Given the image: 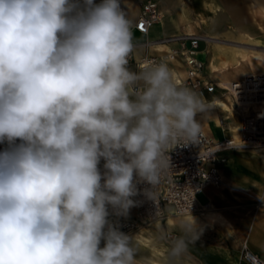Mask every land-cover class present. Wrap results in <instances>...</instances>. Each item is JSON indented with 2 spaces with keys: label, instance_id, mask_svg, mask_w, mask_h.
I'll return each mask as SVG.
<instances>
[{
  "label": "clouds",
  "instance_id": "clouds-1",
  "mask_svg": "<svg viewBox=\"0 0 264 264\" xmlns=\"http://www.w3.org/2000/svg\"><path fill=\"white\" fill-rule=\"evenodd\" d=\"M133 50L121 0H0V264H139L109 217L138 195L157 207L167 149L196 144L204 106L165 63L130 70ZM196 225L179 222L169 264Z\"/></svg>",
  "mask_w": 264,
  "mask_h": 264
},
{
  "label": "crops",
  "instance_id": "crops-1",
  "mask_svg": "<svg viewBox=\"0 0 264 264\" xmlns=\"http://www.w3.org/2000/svg\"><path fill=\"white\" fill-rule=\"evenodd\" d=\"M206 1L207 0H203L204 3ZM208 1L212 2L217 7V11H210L215 14L212 32L215 36H219L216 41H208V39H206L208 43H214L215 47L220 46L221 49L227 50L228 48H240V46L253 48L234 43L238 41H234L233 39L245 38L246 41L260 40L262 42L252 44L259 48L253 49L261 50V52L264 53V0ZM197 3L198 0L186 3L183 1L177 2V0H166L164 3H159L164 17L159 22L153 24L149 28L147 34H142L133 29L132 33L136 32L141 38L137 43L156 40L180 32L193 33L196 30L195 17L199 14L201 8H203V6L199 7L200 5ZM255 7L260 8V20L262 25L259 24L257 19ZM205 8L208 9L206 6ZM205 8L203 9L205 10ZM223 8L225 11L222 10ZM138 12L126 13L132 23L136 19ZM199 21V23H201V20ZM203 39L204 37L201 38V40ZM161 45L162 44L149 45V52H161L165 55L167 52L165 49L171 50L169 44H163L166 45L167 48H160ZM201 47L205 50L206 46L203 44ZM134 51L133 54L135 59V57L138 58L141 56L142 53L148 54V47L142 48L138 46ZM204 54L205 53L200 50L198 57L205 62L206 58ZM211 56L212 60L210 62H214V64L220 66L223 61L230 62L232 52L229 51L226 54H217V52L214 53L211 48ZM210 62L207 66L211 73L205 70V68L204 73L208 74L218 85L221 80H239L243 75L246 76L248 74H246V72L250 70L253 71L254 69L250 67L248 70L244 71V73H241V71L236 72L237 77L229 79L227 74L238 71V67L232 68L233 70L229 69L221 75L218 71L213 70ZM172 63L174 62L172 61ZM128 66L130 70L139 72L134 64ZM179 66L183 68V71L180 70L179 67L178 70L181 72V77H184L185 70L181 62ZM212 73H214V76H212ZM240 73L242 74L241 78L239 77ZM218 96V92L209 94L206 100L208 102L216 98L222 99ZM207 102L206 104L204 103V107L211 110L212 106L208 105ZM214 111L218 117L217 120H211L209 123V119L205 120L200 118L203 122L206 134L213 139L232 136V132L226 129L234 125V119L231 118L232 116H229L226 111L220 109ZM219 117L225 118V126L228 127H223L219 124ZM237 120L239 126V117H237ZM3 150L4 149L0 147V151ZM223 156L226 160L224 162H219V170L223 182L229 184L231 188H227L224 185L206 188L205 194L201 197V200L211 203V212H209L208 215H194L200 219V222L195 227L202 235L195 244H189L188 252L179 264H245L241 260V246L244 241L247 242L249 248L256 255L264 259V152L238 153L225 151ZM257 199H261L262 202L259 206H257ZM130 210L132 211L133 208ZM170 213L172 212L169 210L168 214L170 215ZM169 215H167V217ZM173 216V220L176 223H179L183 219V217H177L179 215L173 214ZM166 218L161 222L164 223ZM147 228H150L151 231L155 233L158 242L156 243L155 249L143 248L142 250L136 248V258L139 264H169V247H163L164 243L161 241L162 235L166 232L165 227L163 231L156 229L153 224L147 226ZM174 233L178 236L182 235L180 229L176 230ZM101 246H103V243ZM159 247L166 251L163 257L159 256V253H161Z\"/></svg>",
  "mask_w": 264,
  "mask_h": 264
},
{
  "label": "built area",
  "instance_id": "built-area-1",
  "mask_svg": "<svg viewBox=\"0 0 264 264\" xmlns=\"http://www.w3.org/2000/svg\"><path fill=\"white\" fill-rule=\"evenodd\" d=\"M162 16L158 1L146 0L141 4L136 19L132 23V30L147 34L149 28L159 22ZM154 41L169 44L173 53L180 58L185 69V77L182 82L178 83L179 86L195 91L203 103L207 102V95L214 94L219 90H224V92H218L222 96L225 97L227 93L231 96L233 103L240 110L238 138L233 142L231 136L221 139L209 137L198 116L200 137L196 144L184 145V142L181 141L183 146L171 145L167 149L171 167L165 169L161 183L154 190L157 207L151 200L146 199L143 195H138L134 198L137 201V206L129 211L127 217L110 215V221L129 235L139 226L147 227L156 221L164 220L169 210L175 215L202 213L205 204L208 203L201 200L206 188L221 185L231 188L229 184L223 182L219 170V162L225 161L223 153L235 148L264 150V73L248 74L234 82L233 85H242L248 81L259 83L258 90L247 92L249 97L253 95L250 99L254 103H250L246 107L240 106L238 102L243 98L239 97L243 96V92H232L219 86L208 74L204 73V61L198 57L197 53L201 41L200 35L164 36ZM147 42L149 41L133 44L134 46L143 45ZM144 47L147 48L146 45ZM133 52L129 57V65L134 64L135 68L141 71L145 67L144 63L148 54L145 53V57L135 60ZM162 59L164 57L161 55H153L148 61L159 62ZM240 85L236 89L242 90L243 87ZM254 88L256 87L253 85L252 89ZM218 121L221 126L226 125L225 118L219 117ZM0 147L5 149L7 144H0ZM100 168L103 171V160ZM137 187L143 190L150 186L138 184ZM261 204V199H257V206ZM241 260L245 264H264V259L256 255L246 241L241 246Z\"/></svg>",
  "mask_w": 264,
  "mask_h": 264
},
{
  "label": "bare ground",
  "instance_id": "bare-ground-1",
  "mask_svg": "<svg viewBox=\"0 0 264 264\" xmlns=\"http://www.w3.org/2000/svg\"><path fill=\"white\" fill-rule=\"evenodd\" d=\"M204 4H205V6L209 10H211V11H217V7L212 2H210V1L207 0ZM163 17H164V15L161 17V19ZM183 34L193 35L194 33H192V32H187V33L180 32V33H177L175 35H170V36H180V35H183ZM206 37L209 38V39L214 38L213 36H206ZM159 44H167V43L155 42L154 40H151V41H149V42H147L146 44H143V45L142 44L135 45L134 46V49H136L138 46H140V47L143 48L144 45H146L148 47V56H146V60H145V63H144V65H145L144 68H146V67H148L150 65H153V64L165 63L170 68L171 73H172L173 78L175 79L176 83L178 84V83L182 82L181 72L178 70V67L180 65L181 60H180L179 57H177L173 53L172 48H171V50L165 49V50H167V52L165 53V55H163V53H161V52H154V53H150L149 52V45H152L153 46V45H159ZM212 50L214 51V53L217 52V54H223V53L226 54L229 51L232 52V58L231 59L233 61L230 63L231 66L229 64L226 65L225 63H223V65L220 68H218L216 64L213 65V70L218 71V73H220L221 75H223V73L225 71H228L229 68L236 67L238 65V61L236 60V56H237V54H239V51L237 49L228 48L227 50H224V49H221L220 46H218V47L213 46L212 47ZM197 53L198 54L200 53V44H199V48H198V52ZM136 55H138V54H136ZM153 55H161V56L164 57V59L160 60L159 62H150V61H148L149 58L151 56H153ZM141 57H145V53H142V55L139 56L138 58L135 57V59L138 60ZM241 57L242 58L245 57V53L244 52L241 53ZM172 61L174 63H172ZM262 61H264V60H262ZM181 64H182V62H181ZM204 66H205V64H204ZM252 74H255V72H253ZM234 82H237V81L230 82L228 80H221L219 82V85L220 86H223L226 89H229L232 92H243V96H240L239 97V98H243L242 101H239L238 102V104L240 106L246 107V106H248V104L254 103V101L250 99L251 96H253V95H250V97H249L247 92H251V91L258 90L257 89V86H258L259 83H250L248 81V82H246V83H244L242 85L239 84L240 86L243 87V89L240 90V89H236L237 86H239V85L238 84L233 85ZM253 85L256 88L252 89V86ZM205 104L203 103V106ZM207 104L210 105V106H212V109L211 110H208L207 108L204 107V110L199 115V118H202V119H205V120L206 119H209V123L211 122V120L213 121V120H217L218 119V117L214 113L215 112L214 110L220 109V110L226 111L229 114V116H232V117H235L239 113V111H240V110L232 107L230 104H228L227 102H225L224 100H221V99H214L212 101H208ZM226 129L232 132L231 139H232L233 142H235L237 140V138H238V126L237 125H231L230 127L226 128ZM211 209H212V205H211V203L208 202V203L205 204L204 210L200 214H202V215H208L209 212H211ZM183 215L184 216H183V219L182 220L187 221V222H191L193 220V217H195L192 214H183ZM173 218H174L173 214L170 213V215L166 218V220L164 221V223L161 222V221H156V222L153 223V225L158 230H161V229L163 230V228L165 227L167 234L174 233L176 230L179 229V227H178V224L179 223H176L173 220ZM195 219H196V222L197 223L200 222L199 217H195ZM144 227L145 226H139L131 234L132 241L134 242V247L137 248V249H142V250H143V248H145V249H147V248L148 249H155L156 243L158 242L157 241V237H156L155 233L153 231H151V229L144 228Z\"/></svg>",
  "mask_w": 264,
  "mask_h": 264
},
{
  "label": "rangeland",
  "instance_id": "rangeland-1",
  "mask_svg": "<svg viewBox=\"0 0 264 264\" xmlns=\"http://www.w3.org/2000/svg\"><path fill=\"white\" fill-rule=\"evenodd\" d=\"M144 1H146V0H121V3H122V7L124 8V10H125V12L128 14V13H137L138 11H139V9H140V6H141V4L144 2ZM156 1H158L159 3H164V1H166V0H156ZM184 2V3H186V2H195V0H177V2ZM95 2L96 3H100L101 2V0H95ZM198 5H200L199 7H202L203 6V8H205V5H204V2H203V0H198V3H197ZM203 8H201V10H200V12H199V14H197L196 15V17H195V21H196V23H195V25H196V30L193 32L194 34H196V35H200L201 37H204V39L203 40H201V42H200V50L202 51V52H204L205 54V58H206V60H205V66H204V68H205V70H207L208 72H210L211 73V71H209V69H208V66H207V64L212 60V56H211V48L213 47V46H215L214 45V43H211V42H207V40L206 39H208V41H216V40H218V38H219V36H215L214 34H213V32H212V26H213V24H214V20H215V14H213L210 10H208V9H206L205 8V10L203 9ZM255 9V12H256V14H257V19H258V21H259V24L260 25H262V22H261V20H260V18H261V13H260V8H258V7H255L254 8ZM160 10H161V8H160ZM223 11H225L224 10V8L222 9ZM161 13L163 14V12H162V10H161ZM164 15V14H163ZM199 20H201V23H199L200 21ZM205 22V23H204ZM228 25V24H227ZM183 33H187V32H183ZM132 36H133V43H137V42H139L140 41V36H139V34H137L136 32H133L132 33ZM206 36H214V37H216V38H211V39H209V38H207ZM218 37V38H217ZM159 39V38H158ZM157 40V39H156ZM234 41H238V42H234V43H238L239 45H245V46H248V47H253V48H259V47H257V46H254V45H252V44H257L256 42H262V41H260V40H252V41H246V39L245 38H240V39H233ZM251 40V39H250ZM240 43H243V44H240ZM246 43H251V44H246ZM205 45L206 47H205V50H203V48L201 47V45ZM237 46V45H236ZM166 48V45H161L160 46V48ZM222 47H225V46H222ZM159 48V47H158ZM253 48H247V47H242V46H240V48H236V49H238V51H239V54H237V56H236V60L238 61V65L236 66V67H231V68H229V69H232V68H239L238 69V71H234V72H231V73H229L228 74V78L229 79H234V78H236L237 76H236V72H239V71H241V73H244V71H246V70H248L250 67H253L254 68V70L252 71V70H250V71H248V72H246V73H248V74H252L253 72H255V73H259V72H261V73H264V63H262V62H264V61H262V60H264V53H262L261 52V50H258V49H253ZM235 49V48H234ZM245 53V57L244 58H242L241 57V53ZM233 60L231 59L230 60V62H227V61H223L222 63H221V65L220 66H217L218 68H220L222 65H223V63H225L226 65L227 64H229L230 65V63L232 62ZM211 63V66L213 67V65H215L214 64V62H210ZM231 66V65H230ZM240 66V67H239ZM179 68H180V70H182L183 71V68L181 67V66H179ZM233 70V69H232ZM239 74V77L241 78V76H242V74ZM212 76H214V73H212ZM247 76V75H246ZM183 77V76H182ZM185 77V76H184ZM183 77V78H184ZM245 76L243 75V77L242 78H244ZM182 78V79H183ZM241 78V79H242ZM241 79H239V80H241ZM233 81H238V80H233ZM233 81H230V82H233ZM218 92H224V90H219ZM226 92V91H225ZM218 97H220V98H222L221 100H224L225 102H227L228 104H230L232 107H234V108H236V109H238L237 107H236V105L233 103V101H232V98H231V96L227 93L226 95H225V97L224 96H222L220 93H219V96ZM217 99V98H216ZM238 115H239V113L235 116V117H231V118H233L234 119V122H233V124L234 125H237L238 126V120H237V117H238ZM223 127H228V126H223ZM239 127V126H238ZM227 152H238V153H260V152H264V150H258V149H246V148H235V149H230V150H227ZM226 160V159H225ZM192 215H200V213H196V214H192ZM184 215H179V216H177V217H183ZM144 228H147V227H144ZM151 228V227H150ZM149 228V229H150ZM170 235H167V233L165 232L163 235H162V243H164L163 245V247H165V246H168L169 248H170V246H171V242L175 239V238H177L178 237V235L177 234H175V233H169ZM132 244H134V242L132 241ZM159 249L161 250L160 252L161 253H159L160 255V257H163L164 255H165V253H166V251H164V250H162V248L161 247H159ZM147 252V251H146Z\"/></svg>",
  "mask_w": 264,
  "mask_h": 264
}]
</instances>
